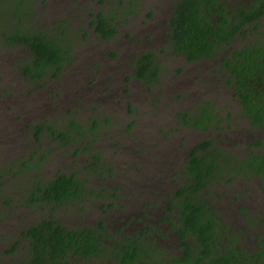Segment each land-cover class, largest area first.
<instances>
[{"label":"rangeland","instance_id":"374dc122","mask_svg":"<svg viewBox=\"0 0 264 264\" xmlns=\"http://www.w3.org/2000/svg\"><path fill=\"white\" fill-rule=\"evenodd\" d=\"M175 1L37 0L30 23L63 37L71 48L58 77L38 83L20 73L29 60L27 49L6 46L0 38V264L23 260L27 242L22 232L48 217L68 229L97 230L102 223L104 232L97 231L101 253L85 260L69 256L61 264H116L114 253L126 237L137 235L141 222L154 224L153 245L162 255L138 264H168L181 249L171 223L175 211L168 213L165 206L183 183L190 149L205 138L238 162L264 150L251 146L257 139L264 144V134L243 116L221 69L229 50L264 35V20L256 32L215 57L190 63L168 40L167 21ZM217 1L230 10L247 4ZM100 12L116 23L117 33L108 41L99 39L89 25L91 16ZM150 51L161 72L158 83L145 85L133 79V63ZM202 104L215 114L209 128L184 126L178 114L193 115ZM70 119L83 127L89 144L81 139L63 145L49 133L34 138L36 124L66 131L75 129ZM93 153L99 154L96 165ZM72 172L83 184L75 202L25 205V184ZM207 193L229 235L238 232L236 249L254 251L263 226L257 219L264 218V182L248 174L223 175ZM168 216L171 222L163 221ZM219 246V252L231 250L225 241Z\"/></svg>","mask_w":264,"mask_h":264},{"label":"trees","instance_id":"16d2710c","mask_svg":"<svg viewBox=\"0 0 264 264\" xmlns=\"http://www.w3.org/2000/svg\"><path fill=\"white\" fill-rule=\"evenodd\" d=\"M36 1L0 0L1 41L6 46L27 49L29 60L22 64L20 73L34 83L57 78L69 60L71 50L63 37L30 23L29 17L34 13L32 8ZM39 1L45 3V0ZM246 2V6L230 10L217 0H176L167 21L168 40L173 50L190 63L211 59L237 39L247 37L251 31L256 32L264 20V0ZM91 17L89 25L99 39L108 41L115 36L117 29L113 17L104 12ZM58 29L63 30L61 27L52 28L54 31ZM221 69L243 116L251 127L264 134V35L229 50L221 60ZM160 72L153 52H145L135 58L132 72L135 81L145 85L156 84ZM178 118L184 126L207 130L215 114L209 105L202 104L193 115L179 113ZM69 126L75 129L63 131L38 124L34 138L39 139L44 127L47 133L62 140L63 145L74 144L81 139L82 143L89 144L78 122L70 119ZM251 146L264 148L259 139ZM82 150L86 151L85 148ZM98 156V153L91 155L94 165L99 161ZM23 167L29 169L25 164ZM241 173L264 182V154H250L238 162L205 138L190 149L185 159L183 183L165 206L166 212L175 211L174 222L170 221V216L163 221L174 223L173 231L181 249V253L171 258L168 264H264V218L257 219L263 226L256 236V249L247 253L236 249L238 232L229 235L227 224L221 222L215 208L206 199L207 188L213 181H219L223 175ZM82 193L83 184L75 173H59L46 182L36 180L25 184L23 199L27 207L41 204L62 206L75 202ZM243 213L247 218L245 209ZM98 230H102V223L97 230L87 227L68 229L53 217L40 219L22 232L27 242L25 258L18 263L4 264H61L69 256L82 260L94 258L102 248ZM142 234L126 237L121 242V247L113 255L116 264H138L143 259L162 255L157 252L153 241L145 240ZM224 241L231 248L227 253L219 252V243ZM14 250L15 246H12L8 252Z\"/></svg>","mask_w":264,"mask_h":264},{"label":"flooded vegetation","instance_id":"af4514ba","mask_svg":"<svg viewBox=\"0 0 264 264\" xmlns=\"http://www.w3.org/2000/svg\"><path fill=\"white\" fill-rule=\"evenodd\" d=\"M171 12H172V11H171ZM40 124H41V123H40ZM36 125H38V124H36ZM36 125L32 127V129H33V135L35 134L34 129H35ZM41 125H43V124H41ZM45 133H47V129L43 127V133H42V135H44ZM256 153H257V152L253 151V152H250V153H248V154H256ZM261 153L264 154V150L261 151ZM141 217H143L142 214H141ZM165 222H168V221H165ZM142 226H143L144 228H142ZM141 232H143L142 235L145 237V240H148L149 242H150V241H151V242L153 241L154 236H155L156 233H157V231H156V229H155V227H154V224H151V223H147V224H146V223H144V222H141V227H140L138 233H141ZM148 237H149V238H148Z\"/></svg>","mask_w":264,"mask_h":264}]
</instances>
